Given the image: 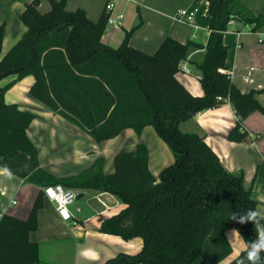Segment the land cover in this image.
I'll list each match as a JSON object with an SVG mask.
<instances>
[{
    "label": "trees",
    "instance_id": "trees-1",
    "mask_svg": "<svg viewBox=\"0 0 264 264\" xmlns=\"http://www.w3.org/2000/svg\"><path fill=\"white\" fill-rule=\"evenodd\" d=\"M206 1L205 45L167 35L153 53L129 43L135 27L126 31L117 47L102 42L105 11L92 21L83 9L67 10L65 0H51L46 12L39 11L38 0L25 5L20 19L27 29L0 57V80L16 75L0 85V156L35 149L27 135L34 114L4 101L7 89L31 74L29 94L96 141L128 127L140 132L152 125L171 149L174 162L156 177L148 167L147 145L138 142L133 150L114 156L112 172L103 171L101 157L94 171L72 176L55 177L37 168L27 177L39 186L27 216L0 217V264H41L38 244L28 234L37 226V211L44 203L42 188L53 183L106 191L125 203L117 214L102 219L100 230L124 239L139 236L142 248L104 264H219L232 251L226 229H238L245 241L256 239L254 223L230 219L234 212L255 210L252 183H246L242 170L227 169L202 136L181 130L179 123L228 99L238 116L228 137L247 138L242 120L255 110L264 113V105L256 91L241 92L224 70L223 35L231 19L253 29L264 25V12L255 15L240 0ZM1 37L0 30V43ZM190 47H204L197 63L201 96L190 93L176 77ZM244 255L242 250L228 264H238Z\"/></svg>",
    "mask_w": 264,
    "mask_h": 264
},
{
    "label": "crops",
    "instance_id": "crops-1",
    "mask_svg": "<svg viewBox=\"0 0 264 264\" xmlns=\"http://www.w3.org/2000/svg\"><path fill=\"white\" fill-rule=\"evenodd\" d=\"M30 1L0 0V57L27 29L20 13ZM240 1L255 15L264 12V0L249 5ZM108 2L112 3L108 14L116 17L122 13V18L119 26L106 24L101 35L105 44L117 47L126 31L133 27L129 43L147 53H153L167 35L181 42L192 40L206 44L209 35L206 0H65V6L69 11L83 9L90 20L96 21ZM130 2L137 3L127 8ZM193 6L199 11L191 22L173 18L179 8ZM50 8L51 0H38L40 12ZM252 26L239 20L228 25L223 35L227 45L224 70L229 72L232 82L241 92L256 91V97L264 105V25L255 29ZM203 55L204 47H190L187 58L180 62L188 71L181 68L176 73L177 79L195 96L203 95L197 67ZM15 76L8 74L0 80V85L7 84ZM33 82L34 76L26 75L15 81L4 94L6 103H15L20 109L34 114L27 135L35 149L0 156V217L3 213L27 216L39 190V186L27 177L37 168L55 177L72 176L94 171L95 161L101 157L103 171L112 172L114 156L120 151L133 150L138 142L147 145L148 167L156 177L164 166L174 162L171 149L152 125H146L140 132L128 127L114 137L96 141L80 125L33 98L29 94ZM237 120V113L225 99L219 105L181 121L179 127L202 136L227 169L242 170L246 183H252L255 210H264V199H261L264 197V113L255 110L242 120L243 128L248 132L242 141L228 137ZM74 189L77 197L70 206V220H62L54 203L45 197L43 206L37 211V226L28 237L38 244L41 264H104L120 253L135 254L141 250L142 238L139 236L124 239L100 230L103 218L113 216L125 207L123 201L106 191ZM12 200L16 203L12 204ZM232 229L235 228L224 232L227 240ZM230 245L231 253L219 264H228L244 250L243 243Z\"/></svg>",
    "mask_w": 264,
    "mask_h": 264
},
{
    "label": "built area",
    "instance_id": "built-area-1",
    "mask_svg": "<svg viewBox=\"0 0 264 264\" xmlns=\"http://www.w3.org/2000/svg\"><path fill=\"white\" fill-rule=\"evenodd\" d=\"M110 10H112V3L108 2L105 5L107 23L119 26L120 20L122 18V13H119L116 17H112L110 14H108ZM198 11L199 8L196 6L182 8L177 10V12L173 15V18L181 22H191ZM227 23L228 25H232L233 20L231 19ZM259 41H262V39H259ZM181 68L185 71H188V69L183 64L181 65ZM42 193L45 198L54 203L55 209L62 220L68 221L72 218L70 206L74 203L77 197V192L74 188L64 186L62 183H53L45 185L42 188ZM11 202L12 204L16 203L15 200H12Z\"/></svg>",
    "mask_w": 264,
    "mask_h": 264
},
{
    "label": "clouds",
    "instance_id": "clouds-1",
    "mask_svg": "<svg viewBox=\"0 0 264 264\" xmlns=\"http://www.w3.org/2000/svg\"><path fill=\"white\" fill-rule=\"evenodd\" d=\"M261 199H264L262 197ZM230 219L245 224L254 223L257 229L256 239L248 242L243 239L238 229H232L228 233V242L230 244L243 243L245 255L238 261V264H264V210L249 209L242 212H234Z\"/></svg>",
    "mask_w": 264,
    "mask_h": 264
},
{
    "label": "rangeland",
    "instance_id": "rangeland-1",
    "mask_svg": "<svg viewBox=\"0 0 264 264\" xmlns=\"http://www.w3.org/2000/svg\"><path fill=\"white\" fill-rule=\"evenodd\" d=\"M243 1H245V3H247L249 5V3L250 4H255L257 0H243ZM137 2H138V0H137ZM137 2H130L131 4H130V6H127V8L136 5ZM183 8H186V7H183ZM134 9L136 10V8H134ZM179 9H182V8H179Z\"/></svg>",
    "mask_w": 264,
    "mask_h": 264
}]
</instances>
